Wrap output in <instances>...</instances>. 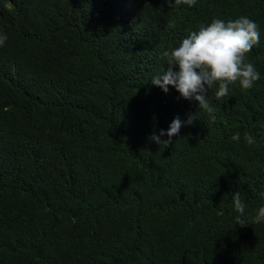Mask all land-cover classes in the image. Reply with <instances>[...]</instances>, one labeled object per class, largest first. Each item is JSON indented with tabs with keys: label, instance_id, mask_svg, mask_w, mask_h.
<instances>
[{
	"label": "trees",
	"instance_id": "obj_1",
	"mask_svg": "<svg viewBox=\"0 0 264 264\" xmlns=\"http://www.w3.org/2000/svg\"><path fill=\"white\" fill-rule=\"evenodd\" d=\"M240 16L260 79L213 87L214 122L151 83L162 49ZM0 33V264H264V223L233 204L264 206V0H0Z\"/></svg>",
	"mask_w": 264,
	"mask_h": 264
},
{
	"label": "clouds",
	"instance_id": "obj_2",
	"mask_svg": "<svg viewBox=\"0 0 264 264\" xmlns=\"http://www.w3.org/2000/svg\"><path fill=\"white\" fill-rule=\"evenodd\" d=\"M172 7L187 5L194 7L197 0H164ZM175 21L169 20L167 28H175ZM6 34L0 33V48L7 41ZM260 44V27L251 18L240 16L236 19L223 20L214 18L208 24H200L198 30L182 40L178 47L161 50L160 59L166 63V68L160 75L152 78L151 83L161 88L165 93L169 87L175 88L180 96L186 100L198 102L199 109L209 114L211 121L216 120V109L208 100L209 91L218 86L216 98L222 99L228 95L229 86L239 84L244 90H249L260 79V73L254 63L248 60V54ZM196 120L195 114H190L186 121L177 116L168 130L161 129L159 135L153 132L150 137L160 146L167 148L173 143L172 137L179 136L180 129L185 124L192 125ZM167 136L168 139H161ZM233 141L240 140V134L231 137ZM244 140L249 145L257 143L250 133L244 134ZM264 197V191L259 193ZM234 209L238 213L235 225L241 228L249 224L264 223V206L259 207L255 217L246 216V205L241 200L239 191L233 193Z\"/></svg>",
	"mask_w": 264,
	"mask_h": 264
}]
</instances>
